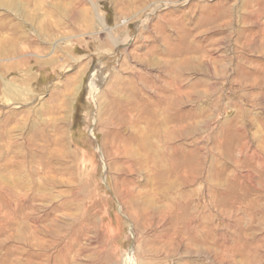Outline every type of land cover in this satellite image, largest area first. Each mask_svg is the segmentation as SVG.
I'll return each instance as SVG.
<instances>
[{
	"label": "rangeland",
	"instance_id": "374dc122",
	"mask_svg": "<svg viewBox=\"0 0 264 264\" xmlns=\"http://www.w3.org/2000/svg\"><path fill=\"white\" fill-rule=\"evenodd\" d=\"M0 264H264V0H0Z\"/></svg>",
	"mask_w": 264,
	"mask_h": 264
},
{
	"label": "bare ground",
	"instance_id": "6f19581e",
	"mask_svg": "<svg viewBox=\"0 0 264 264\" xmlns=\"http://www.w3.org/2000/svg\"><path fill=\"white\" fill-rule=\"evenodd\" d=\"M54 229H56V228H54ZM33 232V231H32ZM49 233H51V232H49ZM57 233V232H56ZM26 235V234H25ZM39 238V237H38ZM26 239V238H25ZM25 239H23V240H25ZM41 245V244H40Z\"/></svg>",
	"mask_w": 264,
	"mask_h": 264
}]
</instances>
